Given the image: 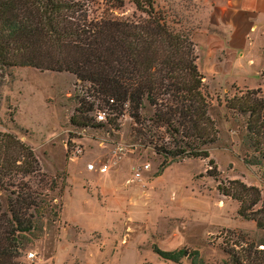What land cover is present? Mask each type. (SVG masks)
Listing matches in <instances>:
<instances>
[{"label": "rangeland", "instance_id": "1", "mask_svg": "<svg viewBox=\"0 0 264 264\" xmlns=\"http://www.w3.org/2000/svg\"><path fill=\"white\" fill-rule=\"evenodd\" d=\"M73 1L81 6L78 15H86L89 22L146 18L130 0L123 7L112 0ZM157 6L171 27L194 38L200 26L198 0H157ZM241 73L204 80L219 131L218 142L208 147L217 172L209 160L199 158L169 160L159 172L164 158L153 145L175 147L163 130L158 140L144 139L129 112L109 123L115 115L95 99L89 84L70 73L14 69L1 91L0 133H12L34 150L41 172L27 181L43 207L27 236L23 262L176 264L157 256L156 245L163 251H197L204 264H232L225 249L241 251L244 241L261 242L264 232L239 216L240 204L218 188L239 181L258 188L264 200V165L246 163L256 156L246 138L247 117L226 107L228 100L248 91L261 89L264 97V69L257 74L249 67ZM240 78L252 87L239 86ZM83 99L96 103L93 112L85 114L92 126L71 123ZM103 109L107 123L96 119ZM152 112L147 108L143 115L148 118ZM90 164L96 171H88ZM145 165L149 170H143ZM104 166L108 172L102 174ZM55 179L56 189L51 190Z\"/></svg>", "mask_w": 264, "mask_h": 264}, {"label": "trees", "instance_id": "2", "mask_svg": "<svg viewBox=\"0 0 264 264\" xmlns=\"http://www.w3.org/2000/svg\"><path fill=\"white\" fill-rule=\"evenodd\" d=\"M123 7L125 0H112ZM144 14L137 22L101 20L89 22L79 3L73 0H0V108L2 88L18 68H33L74 75L89 84L95 99L105 104L115 124L129 112L140 130L137 135L153 141L163 130L175 147L154 144L164 161L210 159L209 146L219 139L211 116V103L205 91V77L198 66L192 36L171 27L158 9L157 0H130ZM79 16V17H76ZM96 103L82 100L73 125L92 126L85 116ZM226 107L247 117V142L255 153L254 166L264 165V97L261 89L248 91L226 102ZM151 109L146 118L143 111ZM1 122V118H0ZM157 137V138H156ZM34 150L12 133H0V264H25L27 236L43 209L40 198L27 181L40 174ZM218 179V174L208 172ZM231 188L222 183L219 191L239 204L238 214L256 223L264 232V200L255 187L234 181ZM56 189V179L51 182ZM55 188V189H54ZM241 251L228 247L225 252L232 264H264V239L259 243L244 241ZM153 252L176 264L189 259L204 264L197 251L180 249Z\"/></svg>", "mask_w": 264, "mask_h": 264}, {"label": "crops", "instance_id": "3", "mask_svg": "<svg viewBox=\"0 0 264 264\" xmlns=\"http://www.w3.org/2000/svg\"><path fill=\"white\" fill-rule=\"evenodd\" d=\"M198 2L200 26L193 41L205 78L244 74L249 67L260 74L264 69V0ZM243 78L235 81L252 87Z\"/></svg>", "mask_w": 264, "mask_h": 264}, {"label": "built area", "instance_id": "4", "mask_svg": "<svg viewBox=\"0 0 264 264\" xmlns=\"http://www.w3.org/2000/svg\"><path fill=\"white\" fill-rule=\"evenodd\" d=\"M96 119L98 120L99 123H107L108 122L107 110L103 109V110L98 111ZM118 151H122L121 145L119 146ZM149 167H150L149 165H145L143 167V170H149ZM88 171H91V172L96 171L95 165H93V164L88 165ZM99 172L102 174L107 173L108 172V166L101 167L99 169ZM136 177L141 178V173L137 172ZM29 258L30 259L34 258V254H30Z\"/></svg>", "mask_w": 264, "mask_h": 264}]
</instances>
